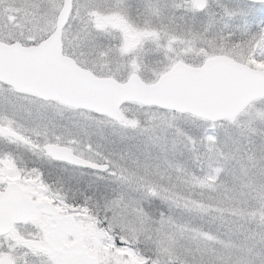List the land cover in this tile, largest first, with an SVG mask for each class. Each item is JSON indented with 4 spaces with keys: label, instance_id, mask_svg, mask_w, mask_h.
Returning <instances> with one entry per match:
<instances>
[{
    "label": "snow or ice",
    "instance_id": "1",
    "mask_svg": "<svg viewBox=\"0 0 264 264\" xmlns=\"http://www.w3.org/2000/svg\"><path fill=\"white\" fill-rule=\"evenodd\" d=\"M0 264H264V0H0Z\"/></svg>",
    "mask_w": 264,
    "mask_h": 264
}]
</instances>
